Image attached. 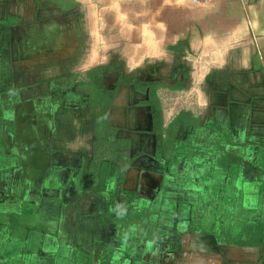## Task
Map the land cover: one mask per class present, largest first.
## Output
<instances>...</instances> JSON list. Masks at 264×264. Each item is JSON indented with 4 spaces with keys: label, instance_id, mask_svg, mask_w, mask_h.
Masks as SVG:
<instances>
[{
    "label": "crops",
    "instance_id": "0c3cea01",
    "mask_svg": "<svg viewBox=\"0 0 264 264\" xmlns=\"http://www.w3.org/2000/svg\"><path fill=\"white\" fill-rule=\"evenodd\" d=\"M0 216V264H264V0H0Z\"/></svg>",
    "mask_w": 264,
    "mask_h": 264
},
{
    "label": "rangeland",
    "instance_id": "374dc122",
    "mask_svg": "<svg viewBox=\"0 0 264 264\" xmlns=\"http://www.w3.org/2000/svg\"><path fill=\"white\" fill-rule=\"evenodd\" d=\"M215 140H216V135L214 134L213 142H215ZM201 151L207 152V151H204L203 149H201ZM170 155L172 157H169V159H171V161L173 162L175 161V159L178 160L179 157H181L182 155L185 157L189 155L190 158L193 157L194 162L198 160V158H201L199 148L197 149L196 153H193V150L191 149V147L188 145L187 142H184V145H182V143L180 144L175 143V146L171 148ZM195 163L197 164L198 161H196ZM194 167H195L193 168L194 171L190 176H187V175L185 176L182 173H177L176 175H172V177L165 179V181L163 182V189L159 192L157 200L154 202V205L157 203V207H160L159 209H161V206H162L164 207V210H169L168 207L174 206L175 207L174 209L177 211L178 209L176 208L180 206V205H177L178 202L180 204H183L189 201V203H192V205H194L195 203H198L199 200H202L203 198H204L203 199L204 201H207L209 197L207 187H210L209 179L211 177L210 170L207 172H205L204 170L200 171L198 166L195 164H194ZM185 170H189V168L187 167ZM231 170L236 171L237 164L236 165L234 164L231 167ZM193 175L196 176L195 181H194V178L192 177ZM212 187H213V182H212ZM163 201H164V204H163L164 206L161 204ZM12 218L16 220L18 219V217L15 215L10 216L9 219L12 220ZM4 220L8 221L6 217L5 219H3L0 216V222ZM238 220L239 222L241 221L240 218H238ZM218 223L220 222L218 221ZM6 225H8V223H6ZM244 225L247 226L246 223ZM192 228H193V231H197L199 227L198 225L193 224ZM201 230L205 233H208L210 231L209 228H204V227H202ZM256 231L258 232V229ZM257 241L259 240H254V242H257ZM45 254L46 253H43V256Z\"/></svg>",
    "mask_w": 264,
    "mask_h": 264
},
{
    "label": "built area",
    "instance_id": "2783aa9c",
    "mask_svg": "<svg viewBox=\"0 0 264 264\" xmlns=\"http://www.w3.org/2000/svg\"><path fill=\"white\" fill-rule=\"evenodd\" d=\"M190 4L195 7L209 5L213 0H189Z\"/></svg>",
    "mask_w": 264,
    "mask_h": 264
},
{
    "label": "flooded vegetation",
    "instance_id": "af4514ba",
    "mask_svg": "<svg viewBox=\"0 0 264 264\" xmlns=\"http://www.w3.org/2000/svg\"><path fill=\"white\" fill-rule=\"evenodd\" d=\"M187 172H190V170H188ZM191 173V172H190Z\"/></svg>",
    "mask_w": 264,
    "mask_h": 264
}]
</instances>
